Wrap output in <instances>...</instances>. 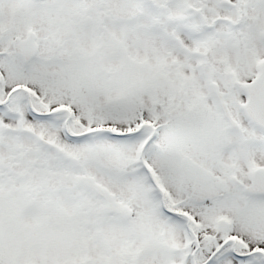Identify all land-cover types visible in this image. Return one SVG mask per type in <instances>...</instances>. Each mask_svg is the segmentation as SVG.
Segmentation results:
<instances>
[{
  "label": "snow or ice",
  "instance_id": "1",
  "mask_svg": "<svg viewBox=\"0 0 264 264\" xmlns=\"http://www.w3.org/2000/svg\"><path fill=\"white\" fill-rule=\"evenodd\" d=\"M0 264H264V0H0Z\"/></svg>",
  "mask_w": 264,
  "mask_h": 264
}]
</instances>
